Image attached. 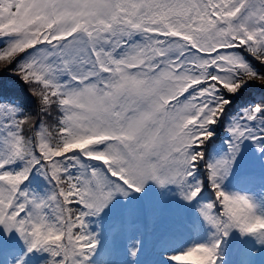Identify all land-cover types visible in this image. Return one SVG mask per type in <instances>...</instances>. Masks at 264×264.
I'll list each match as a JSON object with an SVG mask.
<instances>
[{"label":"snow or ice","instance_id":"6c2138e0","mask_svg":"<svg viewBox=\"0 0 264 264\" xmlns=\"http://www.w3.org/2000/svg\"><path fill=\"white\" fill-rule=\"evenodd\" d=\"M4 72L34 105L0 94V264H100L114 202L150 191L194 205L209 229L167 252L172 264H224L234 230L254 264L264 196L225 182L246 142L264 165V97L227 118L218 153L206 145L231 96L264 89V0H0ZM141 249L127 245L130 264Z\"/></svg>","mask_w":264,"mask_h":264},{"label":"rangeland","instance_id":"374dc122","mask_svg":"<svg viewBox=\"0 0 264 264\" xmlns=\"http://www.w3.org/2000/svg\"><path fill=\"white\" fill-rule=\"evenodd\" d=\"M244 90L249 92V97H264V89L253 83H250ZM237 95H241V91L230 97L232 102ZM249 102L253 101L247 103ZM241 107L238 106L236 110L228 113L224 122L214 126L216 136L210 144L206 145L209 154L219 152L223 139L227 138L225 122ZM231 109L230 105L227 112ZM209 146L210 148H208ZM244 151V164L234 176L225 182V188L229 192L253 196L259 201L264 196V165L259 163L258 154L255 153L250 142H246ZM248 174L252 175V179H241L242 176ZM27 183L40 192L49 187L47 182L35 173ZM210 196L211 190L206 189L202 199L207 200ZM126 209L133 210L130 216L126 215ZM261 210L264 211V208ZM90 219L93 229L99 231L95 224V218ZM197 224H199L198 227ZM144 225H146L144 230H141ZM102 229L99 251L96 256V261H99L100 264H104V261H107L108 264H130L127 245L134 240H139L142 245L136 264H172L167 258V252L186 248L194 241L197 243L204 242L208 239L209 232L208 227L200 222L194 205L183 202L179 197L172 195L165 194L164 197H160L154 191H150L148 195L143 197L134 196L127 202L118 198L114 202L112 211L105 216ZM242 239L239 231L234 230L229 238V243L225 246L224 253H222L224 264H241L242 248L240 241ZM106 249L113 251L110 255H106ZM144 257L146 258L144 259ZM252 259L254 264H264V250L254 251Z\"/></svg>","mask_w":264,"mask_h":264},{"label":"trees","instance_id":"16d2710c","mask_svg":"<svg viewBox=\"0 0 264 264\" xmlns=\"http://www.w3.org/2000/svg\"><path fill=\"white\" fill-rule=\"evenodd\" d=\"M0 94L5 97L20 99L29 105H34V101L30 97V94L26 92L23 83L19 81L18 78L12 77L7 72H4L2 75H0ZM248 97V94L237 97L231 107L234 109L236 105L239 104L240 100L246 99ZM208 148H210V146Z\"/></svg>","mask_w":264,"mask_h":264},{"label":"bare ground","instance_id":"6f19581e","mask_svg":"<svg viewBox=\"0 0 264 264\" xmlns=\"http://www.w3.org/2000/svg\"><path fill=\"white\" fill-rule=\"evenodd\" d=\"M139 225H140V224H139ZM145 226H146V225L142 226V227H141V230H144Z\"/></svg>","mask_w":264,"mask_h":264}]
</instances>
